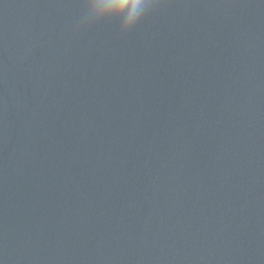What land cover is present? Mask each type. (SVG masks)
<instances>
[{
  "label": "water",
  "instance_id": "95a60500",
  "mask_svg": "<svg viewBox=\"0 0 264 264\" xmlns=\"http://www.w3.org/2000/svg\"><path fill=\"white\" fill-rule=\"evenodd\" d=\"M127 14L0 0V264H264V0Z\"/></svg>",
  "mask_w": 264,
  "mask_h": 264
},
{
  "label": "clouds",
  "instance_id": "9594fccd",
  "mask_svg": "<svg viewBox=\"0 0 264 264\" xmlns=\"http://www.w3.org/2000/svg\"><path fill=\"white\" fill-rule=\"evenodd\" d=\"M89 2V0H88ZM158 0H148L145 4L144 0H117L118 9L120 12L128 10L127 22L122 27L123 31H130L143 17L147 10H149Z\"/></svg>",
  "mask_w": 264,
  "mask_h": 264
}]
</instances>
